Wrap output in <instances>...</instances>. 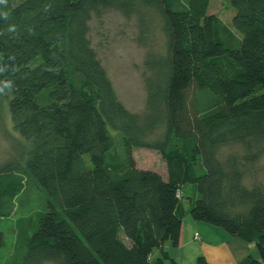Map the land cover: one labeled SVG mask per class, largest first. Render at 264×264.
Returning a JSON list of instances; mask_svg holds the SVG:
<instances>
[{
  "label": "trees",
  "instance_id": "1",
  "mask_svg": "<svg viewBox=\"0 0 264 264\" xmlns=\"http://www.w3.org/2000/svg\"><path fill=\"white\" fill-rule=\"evenodd\" d=\"M229 2L240 34L235 45L218 39L210 0L0 4V112L6 103L30 143L26 173L47 194L19 264H177L163 246L180 243V191L188 183L199 194L192 218L255 244L260 258L244 264H264V181L246 183L264 156V0ZM105 11L138 17L140 43L150 34L148 18L161 22L166 51L146 60L144 116L118 99L91 43V21ZM204 90L219 97L210 111L198 102ZM111 130L123 138L122 175L107 164ZM225 147L241 152L223 155ZM136 149L158 151L166 175L138 167ZM7 166L0 167V218L12 214L25 183Z\"/></svg>",
  "mask_w": 264,
  "mask_h": 264
},
{
  "label": "rangeland",
  "instance_id": "2",
  "mask_svg": "<svg viewBox=\"0 0 264 264\" xmlns=\"http://www.w3.org/2000/svg\"><path fill=\"white\" fill-rule=\"evenodd\" d=\"M209 13L216 20L218 39L235 45L240 39V34L232 24L236 10L231 7L229 0H210ZM148 22L150 34L146 43L138 42L141 34L138 17L127 19L117 11H105L101 18L94 17L90 24L89 34L98 58L113 83L118 99L131 112L142 116L147 111L145 79L150 73L146 60L149 55L159 56L166 51V37L159 18L151 15ZM221 62L230 75L233 76L238 72L227 57H222ZM217 98H219L217 95L204 90L199 94L198 102L203 111H210L217 104ZM111 135L113 147L108 153L107 164L116 175H122L126 169L123 138L113 130H111ZM29 147L28 140L15 130L8 106L4 103L0 112V167L8 165L9 170L24 176L25 183L23 191L11 204L12 214L0 218V230L6 237V246L0 250V264H19L22 261L26 253L27 238L35 231L41 214L47 210V194L26 173V152ZM221 152L227 155L231 152H241V149L225 147L221 149ZM134 156L138 167L155 169L166 175V165L158 151L136 149ZM196 170L198 175L205 173L201 161L196 165ZM255 170L256 179L252 174H248L246 178V183L250 186L256 181H264V156L256 164ZM180 193L184 206L186 230H206L195 229L191 226V222H198L199 226L206 228L223 230L192 218L191 203L193 205L197 200V189L194 183L186 184ZM155 252L153 257H155ZM44 264L56 263L46 262Z\"/></svg>",
  "mask_w": 264,
  "mask_h": 264
},
{
  "label": "crops",
  "instance_id": "3",
  "mask_svg": "<svg viewBox=\"0 0 264 264\" xmlns=\"http://www.w3.org/2000/svg\"><path fill=\"white\" fill-rule=\"evenodd\" d=\"M198 197L197 193L196 198ZM192 206L191 203L190 208ZM184 222L185 215L179 245L175 247L168 241L163 246L177 264H244L249 258H260L255 244L231 237L224 230L199 226L198 222H191V226L206 230H186ZM196 235L199 240H195ZM160 256L161 250L157 249L154 258ZM164 264H171V261L165 260Z\"/></svg>",
  "mask_w": 264,
  "mask_h": 264
},
{
  "label": "clouds",
  "instance_id": "4",
  "mask_svg": "<svg viewBox=\"0 0 264 264\" xmlns=\"http://www.w3.org/2000/svg\"><path fill=\"white\" fill-rule=\"evenodd\" d=\"M0 4H6V0H0ZM5 87H10V82L6 83ZM0 91H3V89H0Z\"/></svg>",
  "mask_w": 264,
  "mask_h": 264
},
{
  "label": "built area",
  "instance_id": "5",
  "mask_svg": "<svg viewBox=\"0 0 264 264\" xmlns=\"http://www.w3.org/2000/svg\"><path fill=\"white\" fill-rule=\"evenodd\" d=\"M179 194H180V193H179ZM195 240H199V236H198V235L195 236Z\"/></svg>",
  "mask_w": 264,
  "mask_h": 264
}]
</instances>
